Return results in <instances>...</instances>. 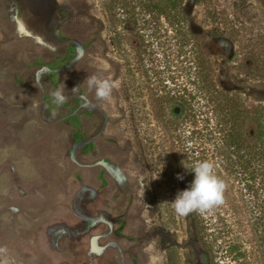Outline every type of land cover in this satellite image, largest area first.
I'll return each mask as SVG.
<instances>
[{
    "label": "rangeland",
    "instance_id": "374dc122",
    "mask_svg": "<svg viewBox=\"0 0 264 264\" xmlns=\"http://www.w3.org/2000/svg\"><path fill=\"white\" fill-rule=\"evenodd\" d=\"M181 2L218 87L264 105V0ZM122 28L119 42L102 0H0V264H68L86 235L107 264H206L171 204L184 182H155L146 162L121 50L137 40ZM93 75L113 83L108 99ZM223 211L249 239L235 200Z\"/></svg>",
    "mask_w": 264,
    "mask_h": 264
},
{
    "label": "trees",
    "instance_id": "16d2710c",
    "mask_svg": "<svg viewBox=\"0 0 264 264\" xmlns=\"http://www.w3.org/2000/svg\"><path fill=\"white\" fill-rule=\"evenodd\" d=\"M121 42L124 83L146 162L155 182L185 186L197 161H209L224 184L223 202L189 213L206 264H264V105L224 92L191 30L181 0H102ZM235 200L249 239L234 240L224 212ZM223 212V213H222ZM247 240V241H246Z\"/></svg>",
    "mask_w": 264,
    "mask_h": 264
},
{
    "label": "clouds",
    "instance_id": "9594fccd",
    "mask_svg": "<svg viewBox=\"0 0 264 264\" xmlns=\"http://www.w3.org/2000/svg\"><path fill=\"white\" fill-rule=\"evenodd\" d=\"M87 86L90 90H95L99 100L108 99L114 87L111 81L95 75L87 79ZM50 95L57 105H62L66 101L61 89L52 91ZM188 171L192 174L191 181L186 188L178 191L171 201L177 215L185 216L194 211L204 212L223 202L224 184L215 175L213 163L197 161L190 165ZM177 179L183 177L178 175Z\"/></svg>",
    "mask_w": 264,
    "mask_h": 264
},
{
    "label": "crops",
    "instance_id": "0c3cea01",
    "mask_svg": "<svg viewBox=\"0 0 264 264\" xmlns=\"http://www.w3.org/2000/svg\"><path fill=\"white\" fill-rule=\"evenodd\" d=\"M92 229V232H95ZM87 236V235H86ZM85 236V237H86ZM85 237H81L80 240H74L68 243L70 248L69 253L73 256L72 259H67L68 264H107L106 258L107 253H102L100 255H93L90 250L85 246Z\"/></svg>",
    "mask_w": 264,
    "mask_h": 264
}]
</instances>
